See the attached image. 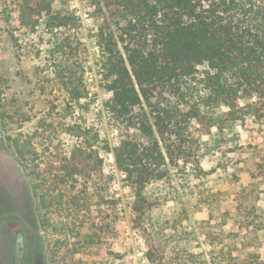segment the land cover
<instances>
[{"label":"rangeland","instance_id":"1","mask_svg":"<svg viewBox=\"0 0 264 264\" xmlns=\"http://www.w3.org/2000/svg\"><path fill=\"white\" fill-rule=\"evenodd\" d=\"M97 2L103 0H53L55 10L70 12L77 22L83 69L76 84L88 92L79 104H70L56 79L52 37L45 26L33 32L23 28L15 8L7 20L0 2V264H15L18 237L24 246L21 264H64V259L98 264L113 260L111 253L122 256L114 264H157L146 256V239L135 227L133 196L106 150L119 144V131L106 110L112 93L100 68ZM236 111L243 120L230 121L222 104L205 110L216 127L201 138L198 162L173 169L170 178L146 189L149 199L159 203L147 219L153 241L189 261L193 254L198 257L192 261L200 264L254 255L264 264V119L254 110ZM69 124L99 133L103 182L90 190L88 200H82L80 185L68 186L63 208H44L40 184L20 164L15 142L30 140L42 153L45 169L69 156L76 144L62 130ZM74 197L81 208L74 207Z\"/></svg>","mask_w":264,"mask_h":264},{"label":"trees","instance_id":"2","mask_svg":"<svg viewBox=\"0 0 264 264\" xmlns=\"http://www.w3.org/2000/svg\"><path fill=\"white\" fill-rule=\"evenodd\" d=\"M0 2L7 20L15 8L23 28L33 32L45 26L52 37L49 53L55 76L66 88L70 104L86 99V87L79 89L76 84L77 72L83 69V49L75 36L73 15L55 10L53 0ZM96 4L100 68L105 88L112 93L106 110L119 131V144L106 150L133 196L135 227L146 239V256L157 264H200L192 261L198 255H191L189 261L153 241L147 219L159 203L149 199L146 189L170 178L173 169L198 162L201 138L216 127L205 110L222 104L230 121L243 120L236 111L239 107L264 119V0H103ZM244 100L251 102L242 105ZM62 128L76 144L69 156L49 162L45 169H41L42 153L30 140L15 142L20 164L40 184L44 208L62 207L68 186L80 185L82 200H88L90 190L104 178L99 133L84 124ZM77 199L71 202L81 208ZM111 256L113 260L98 264L122 259L119 254ZM252 256L230 255L233 259L226 264H262Z\"/></svg>","mask_w":264,"mask_h":264},{"label":"flooded vegetation","instance_id":"3","mask_svg":"<svg viewBox=\"0 0 264 264\" xmlns=\"http://www.w3.org/2000/svg\"><path fill=\"white\" fill-rule=\"evenodd\" d=\"M15 248V264H21L22 254L24 250L23 242L21 237H18L14 244Z\"/></svg>","mask_w":264,"mask_h":264}]
</instances>
